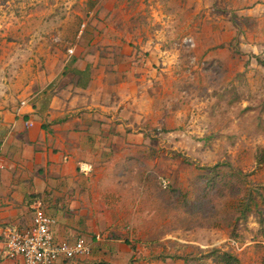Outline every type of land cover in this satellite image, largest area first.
Instances as JSON below:
<instances>
[{"label":"rangeland","instance_id":"obj_1","mask_svg":"<svg viewBox=\"0 0 264 264\" xmlns=\"http://www.w3.org/2000/svg\"><path fill=\"white\" fill-rule=\"evenodd\" d=\"M169 1L116 0L113 8L104 0H64L37 17L36 32L0 33V40L22 42L15 61L0 62L3 108L29 97L30 71L45 67L36 56L46 42L63 46L57 31L64 22L80 28L127 16L140 36L163 47L149 76L148 154L124 162L121 233L103 241L96 249L106 251L96 258L93 251L67 264H226L216 250L231 252L237 264L264 258L254 243L264 220V0H203L184 11ZM17 18L24 21L15 14L6 22ZM11 49L5 45L6 55Z\"/></svg>","mask_w":264,"mask_h":264},{"label":"crops","instance_id":"obj_2","mask_svg":"<svg viewBox=\"0 0 264 264\" xmlns=\"http://www.w3.org/2000/svg\"><path fill=\"white\" fill-rule=\"evenodd\" d=\"M104 1L115 8L116 0ZM161 1L157 5L166 7L167 0ZM196 1L203 0H170L168 5L184 11L196 7ZM59 3L64 0H0V31L3 25L8 29L1 35L10 29L36 32L34 22L41 20L37 17L51 13ZM15 14L24 21L7 23ZM128 18L84 23L80 28L64 22L57 31L63 34V46L46 42V49L36 56L45 67L30 71L35 81L28 87L29 97L0 107V264H23L21 257L8 255L6 231L33 223L30 200L36 194L56 218L55 239L87 238L95 248L93 259L106 251L96 249L103 241L121 233L118 225L125 214L119 208L124 207L128 180L124 162L148 154L146 128L155 103L149 76L156 73L151 68L163 52L155 38L140 36ZM21 43L18 38H2L0 62L15 61ZM6 44L12 47L7 55ZM140 49L150 51V56ZM55 79L56 86L48 89ZM260 229L263 235L254 243L264 252L262 225ZM262 260L258 264H264Z\"/></svg>","mask_w":264,"mask_h":264},{"label":"built area","instance_id":"obj_3","mask_svg":"<svg viewBox=\"0 0 264 264\" xmlns=\"http://www.w3.org/2000/svg\"><path fill=\"white\" fill-rule=\"evenodd\" d=\"M81 169L89 170L83 166ZM32 205L33 223L23 229L9 228L6 231V249L10 257H21L23 264H59L60 261L92 256L94 245L83 236L73 241L56 240V218L45 211L42 199H36Z\"/></svg>","mask_w":264,"mask_h":264},{"label":"trees","instance_id":"obj_4","mask_svg":"<svg viewBox=\"0 0 264 264\" xmlns=\"http://www.w3.org/2000/svg\"><path fill=\"white\" fill-rule=\"evenodd\" d=\"M80 73H83L82 71H80ZM87 80H86V82H85V85L88 83V78H86ZM215 167H218V166H215ZM38 197H39V194H36V195H34L32 198H31V200H30V202H33V201H35L36 199H38ZM242 218H245V216H243ZM263 222H264V220H261V223L263 224ZM261 224V225H262ZM217 252H219V253H221V254H219V259H220V261L221 262H223V263H226V264H237V263H239V258L238 257H236L234 254H232L231 252H229V251H223V252H221V251H218V250H216ZM215 251H213L212 253V255H215V253H214Z\"/></svg>","mask_w":264,"mask_h":264}]
</instances>
